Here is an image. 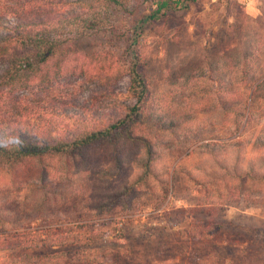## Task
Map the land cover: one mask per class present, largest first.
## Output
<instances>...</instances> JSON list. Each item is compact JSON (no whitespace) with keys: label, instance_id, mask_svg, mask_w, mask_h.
I'll use <instances>...</instances> for the list:
<instances>
[{"label":"rangeland","instance_id":"374dc122","mask_svg":"<svg viewBox=\"0 0 264 264\" xmlns=\"http://www.w3.org/2000/svg\"><path fill=\"white\" fill-rule=\"evenodd\" d=\"M160 1L129 0L127 9H106L105 31L72 40L38 73L0 90V117L27 116L52 136L77 128L80 115L117 117L121 104L131 101L123 36L135 16ZM183 1L131 35L150 84L147 135L160 178L148 189L127 187L143 157L139 143L56 156L48 160L55 180L48 206L11 204L17 227L98 221L94 244L111 250L119 264H264V185L243 177L248 162L259 166L264 157V146L255 144L264 136V102L238 127L215 105L221 87L230 90L225 96L249 99L264 80V0ZM159 122H171L173 130L159 129ZM207 142L216 145V159L204 151ZM237 154L240 178L233 171ZM0 178V200L8 206L10 182ZM195 228L213 235L186 237Z\"/></svg>","mask_w":264,"mask_h":264},{"label":"trees","instance_id":"16d2710c","mask_svg":"<svg viewBox=\"0 0 264 264\" xmlns=\"http://www.w3.org/2000/svg\"><path fill=\"white\" fill-rule=\"evenodd\" d=\"M128 3L129 0H0V90L19 82L27 73H38L42 64L55 57L72 40L88 32L105 31L110 26L108 16L104 14L106 9L120 7L124 10ZM183 3V0H162L155 9L141 13L131 21V33L123 36L124 71L129 77L127 96L131 101L121 104L117 117L92 121L85 114L80 115L76 118L77 128L56 129L55 136L50 134L53 132L50 129L47 132L41 130L36 121L31 125L27 116L10 120L0 117V177L10 182L9 205L0 200V264H119L111 260V250L102 252L94 244L100 236L98 221L17 227L13 215L9 214L10 206L31 201L38 203L40 209L47 207L54 194L55 181L48 176L53 171H49L48 160L56 156L84 157L83 152L93 145L116 149L126 141L141 145L143 157L128 182L129 189H148L151 179L160 178L158 154L147 135V126L153 125L149 112L150 84L141 51L131 35L139 32L147 22ZM241 74L244 76L245 72ZM263 84L264 80L253 87L249 99L238 94L225 96L230 90L221 87L215 95L219 115L229 113L234 125L240 126L243 119L264 102ZM161 124L156 127L169 132L173 130L171 122ZM255 144L264 146V136H258ZM203 147L216 159L215 144L207 142ZM237 158L238 154L233 171L234 176L240 178L242 173ZM259 161V166L255 161L248 162L243 177L264 185V157ZM217 162L227 169L219 160ZM212 235L211 229L195 228L186 237L200 240ZM155 264L175 262L161 260Z\"/></svg>","mask_w":264,"mask_h":264}]
</instances>
